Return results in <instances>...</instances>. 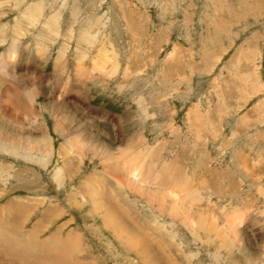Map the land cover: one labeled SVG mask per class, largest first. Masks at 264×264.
<instances>
[{
    "label": "rangeland",
    "instance_id": "1",
    "mask_svg": "<svg viewBox=\"0 0 264 264\" xmlns=\"http://www.w3.org/2000/svg\"><path fill=\"white\" fill-rule=\"evenodd\" d=\"M0 60V264H264V0H0Z\"/></svg>",
    "mask_w": 264,
    "mask_h": 264
},
{
    "label": "bare ground",
    "instance_id": "2",
    "mask_svg": "<svg viewBox=\"0 0 264 264\" xmlns=\"http://www.w3.org/2000/svg\"><path fill=\"white\" fill-rule=\"evenodd\" d=\"M27 15V14H26ZM24 17V16H23ZM18 30H14V32L16 33ZM59 55H60V53H59ZM14 56V55H13ZM13 56H11V57H13ZM11 59V58H10ZM0 72L4 75L6 72H5V66H4V63L3 62H1V60H0ZM6 76H7V74H6Z\"/></svg>",
    "mask_w": 264,
    "mask_h": 264
}]
</instances>
